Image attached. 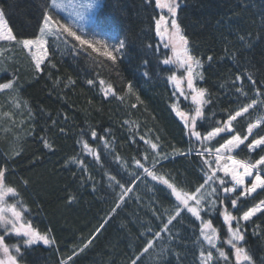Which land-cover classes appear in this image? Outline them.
<instances>
[{
    "label": "trees",
    "instance_id": "16d2710c",
    "mask_svg": "<svg viewBox=\"0 0 264 264\" xmlns=\"http://www.w3.org/2000/svg\"><path fill=\"white\" fill-rule=\"evenodd\" d=\"M89 1L97 6L84 18L76 19L68 11H60L58 16L72 24L78 34L83 29L84 34L103 38L110 46L123 39L126 47L115 65L91 49L70 51L72 45H78L71 37L67 43L63 38L48 37L49 55L38 71L27 50L0 41V83L14 84L12 89L0 91V169L5 170L6 186L18 193L16 202L26 209L23 219L55 240L49 245L22 247L17 262L132 264L140 256L137 264H201L200 250L208 248L201 243V222L187 212L167 185L144 171H153L187 193L195 192L212 172L205 163L207 152L198 154L204 147L192 141L173 110V105L184 110L185 104L176 97L169 80L173 69L162 63L168 51L159 43L152 19L158 18L159 11L154 0L150 6L145 0ZM43 3L0 0V10L18 39L39 34ZM178 23L189 39L192 55L202 62L196 85L206 89L209 101L202 109L203 117L197 120L196 131L207 135L230 114L256 101L248 113L233 122L232 133H224L209 144L214 151L233 135H248L249 123L264 120V0H184ZM241 36L244 41H240ZM145 60L147 68L143 67ZM146 70L150 78L143 75ZM89 79L93 85L87 83ZM101 79L112 84L115 95L105 97ZM128 82L133 86L131 93ZM241 84L246 96L237 92ZM93 130L97 132L95 139ZM260 137H264V123L253 129L231 156L254 163L264 151L252 153L247 145ZM45 140L50 147L45 146ZM145 140L156 143L157 149ZM85 141L99 160L84 149ZM137 160L144 168L137 166ZM117 181L131 189L123 200ZM211 187L219 189L218 177L202 191L210 192ZM237 194H231L232 198ZM219 196L223 204L217 201L214 209L207 200L202 202L201 216L217 228V246L227 253L228 264H233L232 250L224 243L227 227L221 213L226 207L233 216H242L264 200V190L241 197L235 209L224 199L222 190ZM178 206L181 215L168 224ZM165 224L168 231H162ZM240 224L246 229L242 246L254 264H264V214L257 213ZM157 232L159 238L155 237ZM149 240L154 241V247L141 256ZM5 243L12 254L11 246L20 244L12 238H6ZM212 251L214 264L216 260L224 264Z\"/></svg>",
    "mask_w": 264,
    "mask_h": 264
},
{
    "label": "snow or ice",
    "instance_id": "6c2138e0",
    "mask_svg": "<svg viewBox=\"0 0 264 264\" xmlns=\"http://www.w3.org/2000/svg\"><path fill=\"white\" fill-rule=\"evenodd\" d=\"M146 5H151L153 0H145ZM155 9L160 10L158 18L153 16L155 24V34L165 41V48L170 47L172 51V57L165 58L162 63L165 65L177 63L186 73L187 88L190 90L188 95L191 96L192 102L196 105L194 110V115H189L188 113L181 111L176 105H173V110L176 112V115L184 122L185 128H189V136L195 137L197 141H211L216 137L220 136L221 133L230 134L233 132V122L237 120L238 117L243 116L245 113L249 112V109H252L256 105V101L253 100L251 103L246 106H242L240 110L235 111V114H230L227 121L222 123V126L214 127L211 132H208L207 135L202 137V134L199 131H196L197 119L203 117L202 105L208 103L209 101L205 99L206 89L197 88L194 86V66L199 68L202 66V62L192 55L190 49V43L188 37L185 35L184 30L182 29L180 23H178V10L184 6V0H154ZM97 5L93 2L87 4H82L81 7L87 8L89 10L93 9ZM65 5L62 0H44L42 5V23L39 26V35L35 38H25L18 39L16 35L13 34L11 28L8 27V24L5 20V14L3 10H0V41H6L12 43L14 46L18 45L24 50H28L31 54L32 60L35 62V68L39 71L41 70V64L48 58V37H55L57 40L61 38L64 39L67 43V37L73 38L78 42V45H72L70 51H77V49H82L87 52L88 49H91L92 52L98 53L100 56L106 57L107 60H110L113 65L116 64L118 56L121 54V50L126 47V43L123 39L118 40V43L115 45H109L107 40L103 38H97L96 35H86L83 33V29L80 30L78 34L72 24L64 22L59 18L58 12L64 10ZM77 15H80L77 13ZM240 41H244V37H239ZM148 48H152V45L149 44ZM158 51V48H157ZM209 61L213 60V57H208ZM148 61L143 62V67L147 68ZM52 67H55L53 64ZM143 75L146 78H150L149 72L146 70L143 72ZM203 78L202 76L200 77ZM184 79L183 76L177 77L175 74L169 76V80L174 82L179 89L181 95H184L183 88H180V84ZM249 81L253 85L256 84V81L251 75L248 76ZM236 80L240 81L241 76L237 75ZM71 83H75L71 81ZM89 85H93L94 81L89 79L87 81ZM235 83V81H233ZM99 84L104 91L105 97L109 93L115 95V89L111 83H106L105 80L101 79ZM14 87L13 81L6 83H0V91L9 90ZM127 89L131 93L133 92V86L131 82H128ZM258 94L259 93V90ZM237 92L241 95L246 96L247 94L243 92V85L241 84L240 88H237ZM139 100V97L137 96ZM187 99V96H185ZM136 105H132L135 107ZM19 107V104H17ZM261 123H264V120L258 119L256 123H249L247 127L248 135L241 137L240 134L233 135L230 139H227L225 143L221 144L220 147L215 148L217 168L212 170L211 175L206 174V179L204 183L196 188L195 192L187 193L178 190L176 186L169 183L164 177H157L156 174L144 168V165L140 161H136V164L140 168H144V171L147 175L151 176L154 180L159 179L163 184L167 185L171 189V193L175 196L176 200L180 202L181 205L187 210L188 213H191L196 220H199L200 223V237H202V244L206 243L208 245L207 249L203 247L200 250V259L201 264H214V255L213 249L218 254L219 258L224 260V264H228L229 257L227 253L223 250L222 247L217 246L219 241V233L217 228L213 226L212 221L205 220L201 216V211L203 208V201H208L209 207L214 209L216 202L219 201L223 204V200L219 196V191L222 190L224 193V199L230 200L231 207L233 209L237 208L238 201L241 197L250 196L252 193H255L257 189L264 190V156H261L255 162L236 160L232 156H228L227 159L231 161L230 164H225L222 166V170L225 176L231 177L232 186H228V182L219 178V189L217 187H211L210 192H203L202 189L205 188V185H209V182L215 183L217 177L216 172L221 170L219 164L221 159H225L223 153H230L233 149L238 148L241 144H244L248 137L252 135L253 129ZM63 131V129H61ZM92 138H97V132L93 130L91 132ZM144 140V137H141ZM46 147H50L47 141H44ZM145 143H149L152 149H157L158 145L152 143L150 140H145ZM264 137L254 139L251 143L247 145L250 152L255 151L256 149H261L264 151ZM84 149L88 150L90 153L95 155V158L99 160V155L94 153V151L89 147V144L85 141L83 143ZM191 151V149L189 150ZM213 151L212 148H204L199 155H204L205 152L211 154ZM158 154V153H157ZM117 159H119L117 157ZM147 159V157H145ZM83 165V161L79 162ZM205 163L211 168V162L205 160ZM155 166V161L153 163ZM242 169L243 171H240ZM5 170L0 169V227L4 229V234L0 235V252L3 253L5 259H0V264H18L17 256L21 254V248H28L33 245H37L42 242L44 245H49L55 243L54 238L50 237L48 234H42L35 228H33L30 222H27L23 219L24 212L26 209L23 208L22 204L20 210L17 209L16 204L8 205L6 197L12 196L15 197L18 195L15 188L11 186H6L5 184ZM253 177L250 181V186L246 185L245 178ZM111 180H115V177H110ZM26 183V182H25ZM117 184L123 189V193L120 196V199L123 200L124 194L131 189L125 188L123 184H120L117 181ZM242 187V190L238 192V189ZM238 193L235 198H232L231 194ZM215 197V199H210ZM194 201L193 205H190L189 202ZM20 203V202H18ZM119 207V204L117 205ZM115 211V209H113ZM218 211V209H217ZM10 213L11 217L6 215ZM257 213L264 214V200L260 201L255 206L249 208L247 211H244L242 216L236 217L233 216L230 212L227 211L225 207L223 212V221L227 225V239L224 241L227 245L231 247V250L234 252L235 264H254L253 257L249 252L242 246V242L245 241V232L246 229H242L240 221L248 222L255 216ZM181 215V209L179 206L176 209L175 215L170 216L168 224H171L176 217ZM233 222H235V227H233ZM168 224L164 225L162 231H168ZM10 234H14L15 237L22 240V244L12 245L11 248L14 249L15 254H12L10 251V246L5 243L6 238H12ZM156 238L160 237V233L155 234ZM154 247V241H147L145 247L141 252V256L148 253L150 249ZM71 259V257H69ZM140 259V256H137L136 259L132 260V264H137V261ZM215 264H219V261L216 260Z\"/></svg>",
    "mask_w": 264,
    "mask_h": 264
},
{
    "label": "rangeland",
    "instance_id": "374dc122",
    "mask_svg": "<svg viewBox=\"0 0 264 264\" xmlns=\"http://www.w3.org/2000/svg\"><path fill=\"white\" fill-rule=\"evenodd\" d=\"M63 4L65 5L64 7V10L62 12H65V11H68L70 12L73 16H75L76 19H81V18H84L87 14H89V12L92 10H89L87 8H84V7H81L82 4H87L88 2H90L89 0H62ZM159 11V14H160V10ZM77 13H79L80 15H77ZM39 35V34H38ZM158 41L159 43L164 46V44L166 43V40L165 41H161V39L158 37ZM165 48V47H164ZM167 49L168 51V57H172V51H171V48L168 47V48H165ZM28 52V50H27ZM30 54V53H29ZM31 55V54H30ZM34 62V61H33ZM34 65H35V62H34ZM165 66H168L170 68L173 69V74H175L178 78L183 76L184 79L182 80L181 84H180V88H183L184 90V95H181L179 89L177 88L176 84L174 82L171 81V84L177 94L176 97L180 98L183 100L185 106L183 108H185L184 110L180 109L181 111H184L186 113H188L190 116L191 115H194L195 112V108H196V105L192 102L191 100V96L188 95V93L190 92V90L187 88V80H186V73L184 71V68H182L179 64L177 63H173V64H169V65H165ZM198 73V68L194 66V86L197 87L196 85V77H197V74ZM198 88V87H197ZM185 96H187V99H185ZM205 105V104H204ZM204 105H202V109L204 107ZM178 118L180 119V117L178 116ZM200 119V118H199ZM181 120V119H180ZM198 120V119H197ZM182 121V120H181ZM183 122V121H182ZM184 123V122H183ZM220 126H222V124H220ZM191 127V125H189V128ZM189 128H187L188 132H189ZM224 134V133H221V135ZM203 137V136H202ZM219 137V136H218ZM190 138L192 139V141L194 143H196V145H198L199 147L202 146L204 148H208L209 144L214 141L215 139L211 140V141H197L195 137H191ZM220 147V146H219ZM234 150V149H233ZM257 150V149H256ZM215 152V150L213 151ZM253 153V151H252ZM206 155H208V161L211 162V168L212 170L216 169L217 168V164L215 163V160H216V153L215 154H209V153H206ZM232 155V152L230 153H223V156L225 157V159H221L219 164L221 166V170L217 171L216 172V176L218 178H227L228 182L230 183V186H232V182H231V177L230 176H225L223 170H222V166L225 165V164H230L231 161L227 159L228 156H231ZM209 166V165H208ZM240 171H243L242 169H240ZM253 179V177H246L245 178V183L246 185L250 186V181ZM242 187L241 186L238 191L242 190ZM260 190V189H257V191ZM256 191V192H257ZM255 193H252L251 195H253ZM250 195V196H251ZM250 196H245V197H250ZM244 198V197H242ZM6 200H7V204L8 205H12V204H16L17 205V209L20 210V205H18V203L16 202V198L15 197H12V196H8L6 197ZM190 205H193L194 202L193 201H190L189 202ZM183 206V205H182ZM224 212V210H223ZM223 213H221V218L223 219ZM6 215H8L9 217H11V214L10 213H6ZM256 216V215H255ZM244 222V221H243ZM225 226L227 227V225L225 224ZM227 231V229H226ZM4 234V229L2 227H0V235ZM228 235V234H227ZM10 236L12 237V239L14 240H17L20 244H22V240L20 238H17L14 236V234H10ZM39 244H43L42 242H40ZM225 245L229 248H231L229 245H227L225 243ZM0 259H5L4 255L2 252H0ZM232 263L235 264V257H234V252L232 250Z\"/></svg>",
    "mask_w": 264,
    "mask_h": 264
}]
</instances>
